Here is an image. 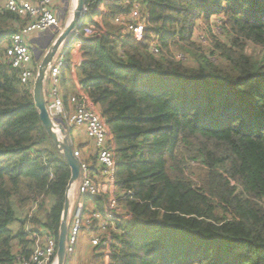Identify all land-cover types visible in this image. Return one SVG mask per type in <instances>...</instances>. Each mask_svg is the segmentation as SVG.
<instances>
[{"label": "trees", "instance_id": "obj_1", "mask_svg": "<svg viewBox=\"0 0 264 264\" xmlns=\"http://www.w3.org/2000/svg\"><path fill=\"white\" fill-rule=\"evenodd\" d=\"M136 4L147 17L141 43L112 22ZM84 6L80 30L96 34L78 48V81L112 138L116 184L132 193L109 264H264V0ZM26 21L0 10V264L28 262L32 233L57 242L71 176L7 63L10 36ZM200 21L224 35L212 41L217 65L171 56V47L196 50Z\"/></svg>", "mask_w": 264, "mask_h": 264}, {"label": "built area", "instance_id": "obj_2", "mask_svg": "<svg viewBox=\"0 0 264 264\" xmlns=\"http://www.w3.org/2000/svg\"><path fill=\"white\" fill-rule=\"evenodd\" d=\"M61 2L62 0H0V10L27 20L17 33L10 36L7 63L11 69L18 71L20 84L31 91L36 70L32 68L33 52L27 47L26 39L33 33L59 28L54 8ZM86 12L84 6L83 14L86 15ZM146 19L140 6L136 4L129 13L114 17L112 22L120 28L122 37L129 36L133 41L141 43L144 40ZM82 23L83 20L68 39V42L78 47L96 34L94 26L90 24L80 30ZM64 48L57 52L47 71L44 84L46 111L55 123L58 120L65 121L70 139L72 130L82 131L91 146L90 155L95 160L91 164L73 148V154L79 163V177L68 190L65 264H71L77 237L82 234L89 242L91 264H109L112 253L120 247L116 236L123 232L119 226L132 218V214L122 204L132 193L121 190L116 184L112 138L104 119L93 107L82 87L68 98L67 103L63 100L61 76L65 62ZM149 50L154 56L159 53L156 39L150 44ZM97 200H101L98 201L101 203L100 208L96 206ZM30 238L33 241V252L29 261L17 260L14 264H57V242L53 237L32 233Z\"/></svg>", "mask_w": 264, "mask_h": 264}, {"label": "water", "instance_id": "obj_3", "mask_svg": "<svg viewBox=\"0 0 264 264\" xmlns=\"http://www.w3.org/2000/svg\"><path fill=\"white\" fill-rule=\"evenodd\" d=\"M84 0H75V7L72 11V17L67 26L61 31L52 45L46 52L40 63L33 83L32 98L35 108L39 114L41 125L47 134L51 143L59 151L64 163L68 166L71 176L65 193V201L62 211L61 223L57 237L56 260L57 264H65L66 261V241L68 236L67 214L69 210L68 190L77 181L79 177V163L73 154V145L69 137V131L61 124L55 123L47 114L44 98V84L47 78V71L57 52L64 48L72 32L79 27L80 22L84 20L83 14Z\"/></svg>", "mask_w": 264, "mask_h": 264}, {"label": "crops", "instance_id": "obj_4", "mask_svg": "<svg viewBox=\"0 0 264 264\" xmlns=\"http://www.w3.org/2000/svg\"><path fill=\"white\" fill-rule=\"evenodd\" d=\"M24 1H28V0H24ZM74 7H75V0H62V2L59 5L55 6L54 8L56 12V16L59 19V28H50L42 32L33 33L27 37L26 39L27 47L31 50V52H33L32 68L35 69L36 72L49 47L52 45V43L55 41V39L58 37L61 31L70 22ZM105 11H106L105 8H101L100 15L102 16V14H104ZM100 17H95V19L99 20ZM78 48L79 47L75 45L74 48H71L70 50L71 71L67 78L68 81L66 82L63 81V78L61 76V95L66 103L68 98L74 95L75 93H77V91H79L80 89L78 74L76 71L77 62L80 57ZM56 123L61 124L64 128H68L66 126L65 121L63 120H58ZM71 135H72L71 143L73 145V148L77 150L81 154V156L88 159L91 162V164H94L95 162L94 157L92 158L91 157L92 155H90L91 146L89 145L85 134L80 130H72ZM96 206L98 208L101 207V206L99 207L97 203ZM81 239L83 240V244H81L79 253L75 255L76 258L73 255L71 264H85V262L86 264H91V255H90L91 250L88 239L84 234L81 235Z\"/></svg>", "mask_w": 264, "mask_h": 264}, {"label": "rangeland", "instance_id": "obj_5", "mask_svg": "<svg viewBox=\"0 0 264 264\" xmlns=\"http://www.w3.org/2000/svg\"><path fill=\"white\" fill-rule=\"evenodd\" d=\"M217 23H220L219 21H216ZM199 25L197 26L196 30H195V35L196 36H201L198 37V47L196 48V50L191 53L190 50H181L179 47H171V56L175 59V61H179V62H183L185 63L188 60H192V58L197 57L199 54L204 55L206 59H208L211 63L216 64V55L217 53L214 51L213 45H212V41L216 40V41H222L224 38V35L221 34L220 31V27L217 25H214L212 23L211 25V32L209 33V31L207 30V27L205 26V24L200 21L198 23ZM75 44L72 45V48H74ZM247 53L251 54V52L255 53L258 56L261 55V52L259 49L257 48H253V49H249V47L247 48ZM160 53V51H159ZM159 53L156 55L158 56ZM14 227V224L12 225L11 228ZM81 244H83V240L81 239V235H79L77 237V241L75 244V251H74V257L76 254L79 253V249L81 248ZM78 257V256H77ZM76 258V257H75ZM80 259V258H79ZM86 264V262H85Z\"/></svg>", "mask_w": 264, "mask_h": 264}]
</instances>
